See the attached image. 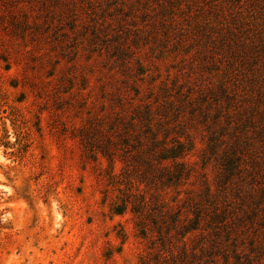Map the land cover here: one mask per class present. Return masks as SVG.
Segmentation results:
<instances>
[{
    "label": "rangeland",
    "instance_id": "rangeland-1",
    "mask_svg": "<svg viewBox=\"0 0 264 264\" xmlns=\"http://www.w3.org/2000/svg\"><path fill=\"white\" fill-rule=\"evenodd\" d=\"M42 2L53 12L50 21L39 15ZM6 3L0 0L1 10ZM14 3L30 21L49 23L38 47L55 43L51 53L59 62L55 85L47 82L42 57L40 78L46 81L23 88L11 83L20 79L22 54L39 36L18 47L23 59L8 71L0 59V264H141L154 252L156 233L143 237L131 212L111 211L139 182L134 173L130 184L121 175L126 165L120 154L129 159V152L116 146L113 157L95 156L78 132L89 116L113 115L121 103L127 113L135 103H169L189 118L185 129L194 144L183 157L188 175L179 194L168 187L167 200L188 189L202 195L205 179L214 189L223 172L219 157L230 146L242 164L223 184L227 202L242 206L236 194L242 185L260 202L252 220L264 216V0ZM34 71L26 69L31 77ZM212 132L215 141L225 140L215 153L207 150ZM257 220L248 224L246 218L247 227L236 228L239 236L225 239L220 250L230 262L236 248L239 264H264V228ZM219 259L216 264H225Z\"/></svg>",
    "mask_w": 264,
    "mask_h": 264
},
{
    "label": "trees",
    "instance_id": "trees-1",
    "mask_svg": "<svg viewBox=\"0 0 264 264\" xmlns=\"http://www.w3.org/2000/svg\"><path fill=\"white\" fill-rule=\"evenodd\" d=\"M14 1L7 0L6 9H0V30L9 36L2 39L0 34V46L2 43L8 46L5 49L0 48V59L5 64L3 68L8 71L12 64L18 65V60L22 58L20 56L22 52L18 47L27 46V40H32V36L36 35L39 39L36 44L30 45V50L37 53L24 51L25 54L22 55L25 67L22 69V75L11 84L14 87L21 85L26 88L30 84L36 86L44 83L46 80L40 78L44 72L40 59L46 57L49 65L46 71L47 82L55 85V69L59 58L54 57L51 50L56 48V44L38 47L40 41H45L44 35L39 32L48 28L49 23L30 21L29 14L21 10L22 8H17ZM40 6L45 8L46 4L42 2ZM52 13L45 8L39 15L42 21L47 19L50 21ZM17 38L20 40L14 42L18 40ZM40 48L42 49L38 51ZM26 59L29 60V64ZM26 69H30V72L31 69L35 70L33 78L26 73ZM51 94L52 91L46 93L47 96ZM129 107L131 108L129 113L121 103L120 109L113 115L109 116L103 112L91 115L86 124L79 127L78 132L89 144L90 151L95 156L100 152L107 157H113L116 146L119 150L129 152V159L127 154L122 152L120 154V159L126 165L122 174L120 173L126 177V180L122 181L130 184L132 182L130 174L134 173L139 182L136 183L134 190H130L118 204L111 207V211L116 214H122L126 210L131 212L143 237H154L156 233L158 245L150 256L147 252L141 257V264H216V261H220V255L225 264H239L241 254L236 248L232 251V262L229 253H224L220 249L227 242L225 239H235L239 236L236 228L246 226V218L249 220L248 224L257 220V218L252 220L254 216L251 214L259 211L256 208L260 202L255 201L253 193L248 192L242 185H238L236 193L241 196L242 206H239L240 203L237 201L233 202L232 206L227 202L228 189L223 184L230 183L231 178L241 171V158L236 155V148L227 144L226 147L229 146L227 154L219 157L223 172L214 189L205 179L202 195L198 193L196 196L192 193L193 190L188 189L184 197L176 195L169 201L165 197L168 187L174 185V190L179 194L181 179L188 175L183 157L194 144L193 135L185 129L184 121L189 118L182 119L181 106L172 108L169 103L160 106L158 103L156 106L148 102L135 103ZM217 136L218 133L213 132L209 135L207 150L211 153L217 152L216 146L225 142L223 135L215 141ZM6 144L8 142H5ZM253 152L257 155L256 151ZM262 153L264 154V151ZM263 157L264 155L260 158ZM206 158L204 156L203 162L207 161ZM131 163L136 164L130 166ZM112 177H116L115 174H112ZM151 186H154L153 191H150ZM258 220L260 227L264 228V216ZM232 231L236 232V235L232 236ZM220 232L226 233L224 240L218 236ZM150 240L154 241L153 238ZM232 244L235 245V242Z\"/></svg>",
    "mask_w": 264,
    "mask_h": 264
}]
</instances>
